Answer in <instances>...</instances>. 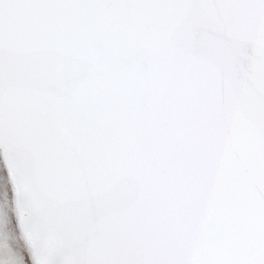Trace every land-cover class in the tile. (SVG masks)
Segmentation results:
<instances>
[{"label":"water","instance_id":"obj_1","mask_svg":"<svg viewBox=\"0 0 264 264\" xmlns=\"http://www.w3.org/2000/svg\"><path fill=\"white\" fill-rule=\"evenodd\" d=\"M0 153L33 264H264V0H0Z\"/></svg>","mask_w":264,"mask_h":264},{"label":"rangeland","instance_id":"obj_2","mask_svg":"<svg viewBox=\"0 0 264 264\" xmlns=\"http://www.w3.org/2000/svg\"><path fill=\"white\" fill-rule=\"evenodd\" d=\"M10 202L5 172L0 162V264H3L5 255L10 257L13 264H28L24 247L17 237L19 230Z\"/></svg>","mask_w":264,"mask_h":264},{"label":"bare ground","instance_id":"obj_3","mask_svg":"<svg viewBox=\"0 0 264 264\" xmlns=\"http://www.w3.org/2000/svg\"><path fill=\"white\" fill-rule=\"evenodd\" d=\"M0 162H1V166H2V169L3 171L5 172V176H6V180H7V185H8V190H9V193H10V199H11V202H10V209L11 211L13 212V214H15L14 212V208H13V195H12V191H11V184L9 182V178H8V175H7V171L5 169V166L3 164V161H2V158H1V153H0ZM15 223V222H14ZM16 225V224H15ZM18 239L20 240L21 244L23 245L24 247V250H25V256H26V260L28 262V264H33V261L30 257V254H29V251L24 243V240L22 239V236L21 234L18 232ZM8 254V253H7ZM1 260V259H0ZM3 264H13V262L11 261L10 257L8 255H5L4 256V260H2Z\"/></svg>","mask_w":264,"mask_h":264}]
</instances>
